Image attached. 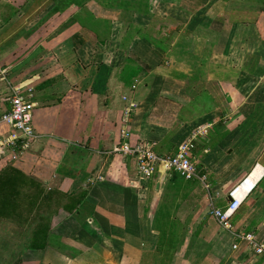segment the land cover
<instances>
[{
    "label": "crops",
    "instance_id": "1",
    "mask_svg": "<svg viewBox=\"0 0 264 264\" xmlns=\"http://www.w3.org/2000/svg\"><path fill=\"white\" fill-rule=\"evenodd\" d=\"M0 64V113L9 86L30 88L37 133L26 150L0 147V173L27 177L16 216L0 214L13 264H264L235 239L264 242V0H0ZM126 64L139 68L127 82ZM124 97L138 103L131 138L164 154L190 141L208 192L170 173L140 179L112 151ZM242 181L222 230L208 196L223 206ZM160 206L176 234L187 226L169 257Z\"/></svg>",
    "mask_w": 264,
    "mask_h": 264
},
{
    "label": "built area",
    "instance_id": "2",
    "mask_svg": "<svg viewBox=\"0 0 264 264\" xmlns=\"http://www.w3.org/2000/svg\"><path fill=\"white\" fill-rule=\"evenodd\" d=\"M6 71L7 69L0 64V81H7ZM9 89V107L0 113V124L8 126L10 133L6 136L0 135V147L4 145L16 146L20 150H26L37 138L32 123L35 103L30 88L12 85L9 86ZM124 100L125 104L117 129L119 139L112 151L125 158L133 159L136 175L140 179L146 180L154 175H168L170 172H174L185 181L200 183L208 192L207 177L201 171V167L192 159L190 141L178 146L172 153L164 154L157 152L153 143L148 140H133L130 119L138 103L132 98L124 97ZM243 183L244 181L227 192L226 202L223 206H215L213 198L208 196L210 213L224 229L232 230L230 219L242 204L245 195V193L242 196L238 194V188ZM236 238L246 241L255 254L264 258V242L257 240L253 232L235 234ZM233 248H236L235 244Z\"/></svg>",
    "mask_w": 264,
    "mask_h": 264
},
{
    "label": "trees",
    "instance_id": "3",
    "mask_svg": "<svg viewBox=\"0 0 264 264\" xmlns=\"http://www.w3.org/2000/svg\"><path fill=\"white\" fill-rule=\"evenodd\" d=\"M139 71L138 67H135L134 65L126 64L123 68L121 75V80L127 82L128 77H132L136 75V73ZM11 169V168H10ZM13 174L10 173H0V214L7 217H15L16 214L13 212L16 211L18 206H20V195L22 188L27 184V177L22 175L21 173H17V170H14L12 168ZM9 174V175H8ZM176 175V174H174ZM177 176V175H176ZM27 196V194H25ZM41 195L40 192H34L32 194L33 199H37ZM238 210V209H237ZM237 210L232 215L231 219L237 212ZM230 219L231 226L233 223V220ZM163 226L157 228L160 231L158 244H157V251L158 252H171L172 247L175 244V229L174 226L171 224H162ZM166 228L165 229V226ZM233 229V227H232ZM169 231L170 234L167 235L165 232ZM250 232V231H248ZM30 248H43V242L42 240L38 239L37 236L33 238L31 243L29 244Z\"/></svg>",
    "mask_w": 264,
    "mask_h": 264
},
{
    "label": "rangeland",
    "instance_id": "4",
    "mask_svg": "<svg viewBox=\"0 0 264 264\" xmlns=\"http://www.w3.org/2000/svg\"><path fill=\"white\" fill-rule=\"evenodd\" d=\"M117 30H118V28H117ZM119 38H120V31L117 33V40H119ZM170 174H176V173H174V172H170ZM177 176V178H175V181L177 182V183H180L181 184V182H185V180L183 179V178H181L178 174H176ZM181 179V180H179V179ZM186 182H193V181H186ZM172 209H170L169 210V208L168 207H161L160 206V210H159V212H158V217H157V220H158V222H159V224L160 223H164V224H167V222L165 221V219L163 220V218H166V216H167V214H166V211H167V213L168 212H170ZM173 212H174V214H175V210L173 209ZM175 223H177V221L175 220ZM161 226H163V225H160L159 227H161ZM165 226V229H167L166 228V225H164ZM186 227L187 226H183V228L181 229L182 231L180 232H177V234L175 235L176 237H175V246H178V245H180L181 243H182V240H183V236L185 235V231H186ZM221 227V226H220ZM221 229L222 230H224V228L223 227H221ZM165 234H167V235H169L170 234V232L169 231H167V232H165ZM184 234V235H183ZM177 242H178V244H177ZM180 243V244H179ZM20 253L21 252H11L10 251V247H6V249L4 250L3 249V251L2 252H0V264H13L12 262H13V260H16L18 257H19V255H20ZM160 253V252H159ZM11 254H13V256H15L14 258H12L11 257ZM162 256H164V257H169L168 256V252H162Z\"/></svg>",
    "mask_w": 264,
    "mask_h": 264
},
{
    "label": "bare ground",
    "instance_id": "5",
    "mask_svg": "<svg viewBox=\"0 0 264 264\" xmlns=\"http://www.w3.org/2000/svg\"><path fill=\"white\" fill-rule=\"evenodd\" d=\"M131 132H132V131H131ZM247 185H248V186L252 185L251 181L247 182V184H246L245 186L247 187ZM246 187H244L243 184H242L241 186H239V188H238V194H239V195H242L241 192H243L244 189H245V190L248 189V187H247V188H246ZM243 188H244V189H243ZM244 192H245V191H244ZM244 192H243V193H244Z\"/></svg>",
    "mask_w": 264,
    "mask_h": 264
}]
</instances>
